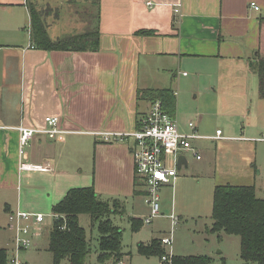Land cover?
<instances>
[{"label":"crops","instance_id":"obj_1","mask_svg":"<svg viewBox=\"0 0 264 264\" xmlns=\"http://www.w3.org/2000/svg\"><path fill=\"white\" fill-rule=\"evenodd\" d=\"M37 2L0 0V206L10 230V213L52 215L72 188L93 187L102 200L118 203V213L145 194L136 177L134 140H107L103 134L139 125L154 103L139 99V89L171 88L176 117L182 92L197 86L208 96L235 102V113L245 110V120L264 113L251 65L258 52L264 55V0H100L97 51L33 47L28 5ZM23 15L29 17L28 32L12 27ZM47 116L59 117L60 131L54 137L34 134L21 155L16 127H47ZM179 118L185 131L190 121L204 136L220 129L208 133L203 112L188 122ZM249 123L242 126L244 133L253 131ZM211 137L193 140L197 158L201 142L223 139ZM24 162L50 168L24 169Z\"/></svg>","mask_w":264,"mask_h":264},{"label":"rangeland","instance_id":"obj_2","mask_svg":"<svg viewBox=\"0 0 264 264\" xmlns=\"http://www.w3.org/2000/svg\"><path fill=\"white\" fill-rule=\"evenodd\" d=\"M37 1L38 9L48 8L47 20L51 23L52 38L87 32L94 29L98 22L96 0ZM28 25L29 17L23 15L12 27L20 32H28ZM55 33L57 35L54 36ZM16 61L19 62V59ZM7 75L8 81L14 82L10 74ZM9 89L5 90V95L10 94ZM182 94L177 114L182 131L187 127L179 116L188 122L194 119L196 113L203 112L206 114L208 133L220 128L227 137L219 142H201L198 145L200 158L193 156L192 152H185L189 164L178 170L173 186L160 188V210L157 214L153 215L145 194L128 200L122 213H118L120 209L117 204H111L116 213L111 216L112 221L122 229L121 257L100 260L98 224L89 214H81L80 224L86 229L91 248L85 264H170L163 259L164 255L203 256L209 258V264H251L245 263L241 257L240 236L214 229L213 202L216 185L228 183L252 184L257 194L264 197V140H260L264 139V113L245 120V110L241 115L238 111L235 113V102L208 96L201 92L200 86L193 90L186 89ZM241 105L243 108L244 103ZM248 123L253 124V131L244 133L242 126L247 127ZM70 136L75 135L66 138ZM239 136L247 139H235ZM172 216L176 220L174 224ZM133 218L143 220L138 230L133 229ZM53 220V216L47 214L44 223L46 230L34 237L32 246L19 252L23 264H55L49 238ZM7 222V214L0 206V247L8 248L10 259L16 255L15 230H10ZM167 236H172V246L162 244L160 251L150 254L140 249L141 245L149 247L153 241ZM60 264L70 262L66 258Z\"/></svg>","mask_w":264,"mask_h":264},{"label":"trees","instance_id":"obj_3","mask_svg":"<svg viewBox=\"0 0 264 264\" xmlns=\"http://www.w3.org/2000/svg\"><path fill=\"white\" fill-rule=\"evenodd\" d=\"M99 4L100 0H96ZM29 32L33 47L48 50L97 51L100 33L97 26L83 33H75L52 38L49 34L51 23L47 20L48 8H37L30 3ZM97 25V24H96ZM151 32L149 30L143 33ZM259 78V94L264 99V55L260 52L251 63ZM138 98L150 101H162L164 108L175 115L177 107L176 93L171 88L139 89ZM117 204L118 203H114ZM214 229L224 230L241 238V257L245 263L264 264V197L257 194L254 185L218 184L214 191L213 202ZM54 218L50 230V250L54 263L60 264L68 259L70 264H85L90 253V244L86 229L80 224V215L89 214L98 224L100 260L122 256V229L113 223L111 216L114 207L109 201L102 200L93 187H77L69 190L67 195L54 207ZM133 229L138 230L142 219L133 218ZM161 240L153 241L149 247L140 246L148 254L161 250ZM163 254V253H162ZM163 256V255H162ZM8 248L0 247V264H8ZM170 264H209V258L203 256H175Z\"/></svg>","mask_w":264,"mask_h":264},{"label":"built area","instance_id":"obj_4","mask_svg":"<svg viewBox=\"0 0 264 264\" xmlns=\"http://www.w3.org/2000/svg\"><path fill=\"white\" fill-rule=\"evenodd\" d=\"M255 9H260L257 3L252 2ZM177 12L180 10L177 8ZM176 93V92H175ZM47 127L18 126L20 131V154L25 153V148L29 140L36 133H47L54 137L60 130L58 129V116H47L45 119ZM188 131L180 129L177 117L166 111L162 101H155L150 110L145 113L139 125L133 130L126 132H104L105 139H124L126 137L134 140L132 153L135 162L136 177L143 182L147 203L151 206L152 213L157 214L160 210L159 190L162 186H173L178 175L179 158L185 152H192L193 156H198V150L193 146V140L197 138H207L197 130L194 121L188 123ZM211 138H224L223 131L217 130L216 135ZM264 140V139H260ZM24 169L48 170L49 165L32 164L24 162L21 164ZM53 219L60 215L53 213ZM47 214L38 212H28L17 210L10 213L9 220L15 230L16 255L9 259L8 264H23L19 258V252L23 248L32 246L34 237L43 233L44 223ZM173 218V224L176 222ZM149 222V219H146ZM48 229V228H47ZM165 246H172V236L161 239ZM163 259L170 261L172 255H164Z\"/></svg>","mask_w":264,"mask_h":264},{"label":"water","instance_id":"obj_5","mask_svg":"<svg viewBox=\"0 0 264 264\" xmlns=\"http://www.w3.org/2000/svg\"><path fill=\"white\" fill-rule=\"evenodd\" d=\"M187 156L182 154L179 158L178 170L181 169L184 165L187 166Z\"/></svg>","mask_w":264,"mask_h":264}]
</instances>
